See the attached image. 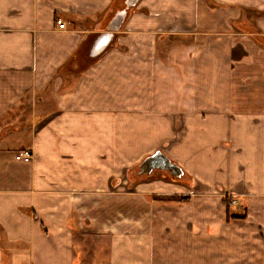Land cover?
<instances>
[{
	"label": "crops",
	"instance_id": "0c3cea01",
	"mask_svg": "<svg viewBox=\"0 0 264 264\" xmlns=\"http://www.w3.org/2000/svg\"><path fill=\"white\" fill-rule=\"evenodd\" d=\"M124 6L0 0V264H264V55L232 25L264 36V0H138L110 40ZM160 148L181 176L132 175Z\"/></svg>",
	"mask_w": 264,
	"mask_h": 264
},
{
	"label": "rangeland",
	"instance_id": "374dc122",
	"mask_svg": "<svg viewBox=\"0 0 264 264\" xmlns=\"http://www.w3.org/2000/svg\"><path fill=\"white\" fill-rule=\"evenodd\" d=\"M118 1H120V3H122V5L124 4L123 0H118ZM134 8H135V5H133V6H131L129 8L126 18L128 17L130 12ZM257 20H258V18H237L236 20H234V23L232 22L235 34L238 35V37L241 39L240 41L248 42V44H250V47H251V50H252L251 53H249L247 55H241L239 53V55H236V57H237V59H244V58H248V56H249L250 59L248 60L249 61L248 65L251 66V67L253 65L259 64L260 54H261V57H262V55H264V36L261 33L262 29L258 26ZM56 22H57V20H56ZM122 29H125V28H122ZM122 29H120V30H122ZM251 56H252V60H251ZM70 73H72V75H71L73 77L72 80H74V79H76L77 74H80L81 72L80 71H70ZM253 74L256 75V77H257L258 72L255 71V72H253ZM241 107H242V105H241ZM256 121H258V118H256ZM227 144H224V145L228 146ZM159 150H161L164 153V150L162 148H160ZM153 153H151V154H153ZM151 154L146 155L143 159L140 160V162L138 164H136V166H134L132 168V171H133L132 175H135V173L138 172L140 177H142V178H148L150 176H156L157 178H159V177L163 176L166 179H173L174 177H176V179H177L179 177L177 175V173L176 174L172 173L170 170H168L166 168H163V169L162 168H154L151 172L143 171L142 168H141V164L144 162V159L146 157L150 156ZM206 171H207V174H210L209 170H206ZM203 177H204V181L206 183H208V181L206 179L211 178L210 176H206V175H204ZM180 182L183 183V184H193V182L190 183L188 181V179L187 180L182 179V180H180ZM130 186L131 185L128 184V187H130ZM218 188H219V190H218L219 192L220 191H224L222 193V200L227 205V213L229 215H233L235 213V209H236L237 205L238 206H242V205L245 206L246 205L245 199H242L241 201L239 200V202H236V203L233 202V201H236V200L238 201V198L234 197V192L236 193V191L227 190V189L224 188V186L223 187L219 186ZM186 198H188V197H185V199ZM176 199H179V198H176ZM227 203H229V204H227ZM203 207H205V208L212 207V205L204 202ZM124 217L128 218L130 216L129 215H124ZM209 233H211V232H209ZM160 234H161V232H160ZM158 236H161V235H158ZM158 241L159 242H156L155 244H159L158 245V250H160L161 248H159V247L161 245V237L158 239ZM153 247H154V245H153Z\"/></svg>",
	"mask_w": 264,
	"mask_h": 264
},
{
	"label": "water",
	"instance_id": "95a60500",
	"mask_svg": "<svg viewBox=\"0 0 264 264\" xmlns=\"http://www.w3.org/2000/svg\"><path fill=\"white\" fill-rule=\"evenodd\" d=\"M124 2L125 6L115 12L108 24V30L110 31L107 35L109 36L110 40H112V38L115 36L117 31L121 28L122 24L124 23L129 8L135 5L138 0H124ZM141 168L145 172H151L154 168H166L172 173H177L178 176H181L183 174L182 168L177 163L173 162L161 150H157L150 156L146 157L144 159V162L141 164Z\"/></svg>",
	"mask_w": 264,
	"mask_h": 264
},
{
	"label": "built area",
	"instance_id": "2783aa9c",
	"mask_svg": "<svg viewBox=\"0 0 264 264\" xmlns=\"http://www.w3.org/2000/svg\"><path fill=\"white\" fill-rule=\"evenodd\" d=\"M57 23H58L60 28L66 27V22L63 21L62 19H57ZM15 157L19 160H23L25 162H30L32 160L33 153L30 149H25V150H22L19 153H17Z\"/></svg>",
	"mask_w": 264,
	"mask_h": 264
},
{
	"label": "trees",
	"instance_id": "16d2710c",
	"mask_svg": "<svg viewBox=\"0 0 264 264\" xmlns=\"http://www.w3.org/2000/svg\"><path fill=\"white\" fill-rule=\"evenodd\" d=\"M180 199V198H179ZM233 217H236L235 215H229L228 213H227V218L228 219H230V218H233Z\"/></svg>",
	"mask_w": 264,
	"mask_h": 264
}]
</instances>
